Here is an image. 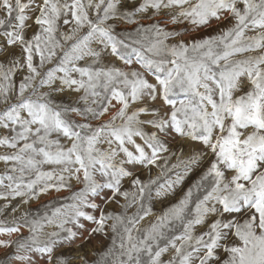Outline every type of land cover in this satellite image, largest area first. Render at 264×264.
Returning a JSON list of instances; mask_svg holds the SVG:
<instances>
[{
    "label": "snow or ice",
    "instance_id": "1",
    "mask_svg": "<svg viewBox=\"0 0 264 264\" xmlns=\"http://www.w3.org/2000/svg\"><path fill=\"white\" fill-rule=\"evenodd\" d=\"M0 164V264H264V0H0Z\"/></svg>",
    "mask_w": 264,
    "mask_h": 264
},
{
    "label": "rangeland",
    "instance_id": "2",
    "mask_svg": "<svg viewBox=\"0 0 264 264\" xmlns=\"http://www.w3.org/2000/svg\"><path fill=\"white\" fill-rule=\"evenodd\" d=\"M173 162H175V160H173ZM3 168V165L2 164H0V169H2ZM153 174H156L155 173V171H154V173ZM62 195H63V193H62ZM44 200H47L48 198L47 197H45V198H43Z\"/></svg>",
    "mask_w": 264,
    "mask_h": 264
}]
</instances>
